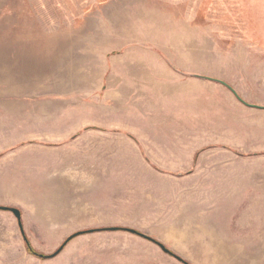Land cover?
Instances as JSON below:
<instances>
[{
	"label": "rangeland",
	"instance_id": "rangeland-1",
	"mask_svg": "<svg viewBox=\"0 0 264 264\" xmlns=\"http://www.w3.org/2000/svg\"><path fill=\"white\" fill-rule=\"evenodd\" d=\"M259 2L263 11L246 12L254 17L248 22L251 37L243 26L239 29L238 0H0V83L7 92L47 96L50 105L38 109V140L82 142L87 153L95 141L118 148V163L111 167L117 184L112 206L105 196L96 203L88 196V205L79 207L62 189L52 197L47 190L16 194L21 203L8 207L20 211L34 251L48 257L72 239L55 257L33 256L15 216L0 210V264H176L129 235L92 230L129 227L173 250L172 228L157 217L171 214L165 206L173 204L174 183L155 175L188 173V157L183 154L182 165L148 166L138 154L134 133L173 124V102L155 92L160 84L198 78L200 86L207 81L200 77L229 78L245 72L231 67L264 56L256 52V46H264V23L257 22L264 19V3ZM241 88L246 98L264 95L254 85L241 83ZM253 143L230 142L237 147L233 155L254 153ZM199 156L214 157L204 152ZM245 173L255 175L247 181L264 184L256 176L264 173V162L247 163ZM191 184L201 183L182 181L183 189ZM154 185L164 188L151 192ZM150 196L164 210L152 212ZM262 255L264 259V246Z\"/></svg>",
	"mask_w": 264,
	"mask_h": 264
},
{
	"label": "crops",
	"instance_id": "crops-1",
	"mask_svg": "<svg viewBox=\"0 0 264 264\" xmlns=\"http://www.w3.org/2000/svg\"><path fill=\"white\" fill-rule=\"evenodd\" d=\"M258 2L238 0L236 16L241 23L239 29L243 26L246 36H253L248 22L254 18L246 12L263 11ZM261 2L263 4L264 0ZM256 18L260 17L256 15ZM257 22L263 24L264 19ZM252 26L250 29L254 31L256 24ZM256 50L264 55V46H256ZM246 53L251 52L248 49ZM238 66L231 68L244 70L246 74L239 71L235 76L207 80L200 86L198 78L183 79V83L174 79L160 84L155 92L166 102H173V124L149 126L132 132L139 141L138 154L148 166L182 165L183 154L188 157L185 163L189 165L188 173L177 175L161 171L155 175L162 181L174 183L173 204L165 206L171 214L157 217L172 228L173 250L152 235L129 227H103L97 229L101 230L99 233L129 235L176 264L183 263L174 258L172 252L190 263H263L264 184L247 181V177L255 175L247 176L245 166L264 162V158L235 156L237 147L230 142L243 145L253 141L252 154L264 155V95L246 98L242 95L245 90L241 88V83L254 85L264 94V56L256 63ZM44 97L47 96L7 92V86L0 83V207L20 204L16 194L20 195L22 191H29L31 196L35 191L47 190L52 197L61 189L79 207L88 205V196H93L95 203L98 197L101 200L105 196L112 206L117 184L111 167L118 163L117 146L112 142L95 141L92 146L88 145L91 146L88 150H92L87 153L82 142L38 140L39 127H42L38 109L49 104ZM93 128L100 134L114 133L110 129ZM126 133L129 131H123ZM202 152L214 157L202 158L199 156ZM256 176L264 178V173ZM183 180L201 184H191L189 189H183ZM26 181L31 186H22L21 183ZM163 188L154 185L149 189L156 193ZM157 200L149 197L152 212L154 209L164 210L162 206L157 207ZM126 229L153 239L168 252L157 243Z\"/></svg>",
	"mask_w": 264,
	"mask_h": 264
},
{
	"label": "water",
	"instance_id": "water-1",
	"mask_svg": "<svg viewBox=\"0 0 264 264\" xmlns=\"http://www.w3.org/2000/svg\"><path fill=\"white\" fill-rule=\"evenodd\" d=\"M200 78L205 79V80H213V79H210V78H207V77H200ZM214 81H215V80H214ZM217 82H220V81H217ZM220 83H222V84L225 85V83H223V82H220ZM248 106H250V107H255V106H252V105H248ZM0 210H1V211H9V212H11V213L15 216V218H16V220H17V223H18V226H19V229H20V232H21V235H23L24 232H23L22 223H21V214H20V211H19L18 209H15V208H8V207H0ZM111 230H117V229H111ZM125 231H127V232H129V233H132V234L139 235V236H141V237H143V238H145V239H148V240H150V241L155 242V243L158 244V242L154 241L153 239H151V238H149V237H146V236H144V235L138 233V232L135 231V230L126 229ZM158 245H159L164 251L168 252V251H167V250H166V249H165L160 243H159ZM62 249H63V245H61V246L55 251V253L49 255L47 258L55 257L56 255H58V254L62 251ZM170 254H171V253H170ZM174 258H176V257H174ZM176 259L179 260V261H182L181 259H179V257L176 258Z\"/></svg>",
	"mask_w": 264,
	"mask_h": 264
},
{
	"label": "trees",
	"instance_id": "trees-1",
	"mask_svg": "<svg viewBox=\"0 0 264 264\" xmlns=\"http://www.w3.org/2000/svg\"><path fill=\"white\" fill-rule=\"evenodd\" d=\"M90 129H95V128H93V127H88V128H85L84 130L86 131V130H90ZM237 154L240 155V156H245V157L257 156V154H248V155H242V154H240V153H237ZM97 231H99V230H92V232H97ZM22 237H23V240H24V242H25L26 250H27V252H28L29 254H31V255H33V256H36V257H38V258H47L46 256L41 255V254L37 253L36 251H34V250L32 249L30 243L28 242V240H27V238L25 237L24 234L22 235ZM71 239H72V237L68 238L67 240H65V242H64L62 245L64 246V245H65L67 242H69ZM158 244H159V243H158ZM171 255H172L173 257L178 258L176 255H174V254H172V253H171ZM181 262H182L183 264H188V263L185 262V261H181Z\"/></svg>",
	"mask_w": 264,
	"mask_h": 264
}]
</instances>
